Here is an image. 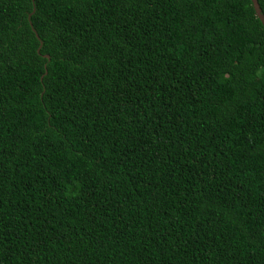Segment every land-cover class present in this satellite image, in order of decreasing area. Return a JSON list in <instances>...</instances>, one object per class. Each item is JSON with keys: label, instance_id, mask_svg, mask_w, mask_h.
Returning <instances> with one entry per match:
<instances>
[{"label": "trees", "instance_id": "1", "mask_svg": "<svg viewBox=\"0 0 264 264\" xmlns=\"http://www.w3.org/2000/svg\"><path fill=\"white\" fill-rule=\"evenodd\" d=\"M0 264H264L250 0H0Z\"/></svg>", "mask_w": 264, "mask_h": 264}, {"label": "water", "instance_id": "2", "mask_svg": "<svg viewBox=\"0 0 264 264\" xmlns=\"http://www.w3.org/2000/svg\"><path fill=\"white\" fill-rule=\"evenodd\" d=\"M250 3H251V7L253 9V12H254V15H255L256 19L260 22V24L264 28V16L262 15V13H261V11L259 9L257 1L256 0H250ZM45 58L48 59L47 57H45Z\"/></svg>", "mask_w": 264, "mask_h": 264}]
</instances>
